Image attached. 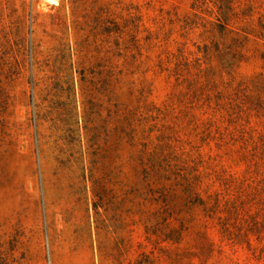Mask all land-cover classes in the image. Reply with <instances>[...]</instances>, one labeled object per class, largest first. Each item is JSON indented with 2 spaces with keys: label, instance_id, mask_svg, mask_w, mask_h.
<instances>
[{
  "label": "rangeland",
  "instance_id": "obj_1",
  "mask_svg": "<svg viewBox=\"0 0 264 264\" xmlns=\"http://www.w3.org/2000/svg\"><path fill=\"white\" fill-rule=\"evenodd\" d=\"M0 264H264V0H0Z\"/></svg>",
  "mask_w": 264,
  "mask_h": 264
}]
</instances>
